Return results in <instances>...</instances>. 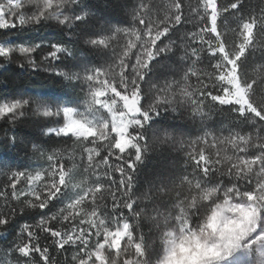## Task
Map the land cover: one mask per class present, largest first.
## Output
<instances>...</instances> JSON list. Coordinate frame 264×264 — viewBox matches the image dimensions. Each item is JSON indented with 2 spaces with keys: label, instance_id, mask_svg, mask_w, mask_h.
I'll use <instances>...</instances> for the list:
<instances>
[{
  "label": "snow or ice",
  "instance_id": "1",
  "mask_svg": "<svg viewBox=\"0 0 264 264\" xmlns=\"http://www.w3.org/2000/svg\"><path fill=\"white\" fill-rule=\"evenodd\" d=\"M120 7L117 25H98L87 0H0V70L15 62L79 90L77 100H0V120L33 119L40 129L19 142L5 129V141L42 162L0 161V230L10 235L18 216H39L14 229L0 264H264V64L247 67L257 50L264 59L254 31L264 38V7L259 15L245 0ZM224 14L235 27L222 32ZM51 21L68 39L17 42ZM156 151L177 159L141 181Z\"/></svg>",
  "mask_w": 264,
  "mask_h": 264
},
{
  "label": "trees",
  "instance_id": "2",
  "mask_svg": "<svg viewBox=\"0 0 264 264\" xmlns=\"http://www.w3.org/2000/svg\"><path fill=\"white\" fill-rule=\"evenodd\" d=\"M123 0H87V3L92 6V12L98 17V25L103 24L105 20L109 21L113 25H117L121 20L125 18L124 12L120 5ZM146 2H152V0H146ZM195 2V0H193ZM223 2V0H221ZM264 7V0H245V8L249 12L254 11L255 14L259 15L260 8ZM219 24L221 31H227L228 29L234 28L235 24L232 22L231 17L224 14L220 20ZM191 26H189L190 28ZM183 31V30H182ZM257 32V42L263 44V39L258 35V29L254 30ZM179 35V34H178ZM174 38H178L174 37ZM228 38L231 41L232 33L228 32ZM68 39L64 36L61 27L56 24L55 21L47 22L43 25L37 26L33 31H26L18 39L20 42H31L39 43L41 41H59ZM167 42V41H165ZM264 59H262L261 51L257 50L254 55H250L248 63V71L255 70L259 64H261ZM193 83L195 80L193 79ZM77 89L75 92L69 88L65 87L64 82L60 78L49 75L47 73H34L31 70H21L13 62L9 64L6 69L0 70V100L3 98L11 99L13 97H18L19 95H24L25 97L33 95L35 93H41L49 97H61V98H71L72 100L78 99ZM214 120L226 123L224 117H214ZM169 123H174V121L169 120ZM217 127L220 125L217 124ZM5 129H10L8 136L11 137L13 134L19 141H31L33 137L38 136L40 129L37 127L36 122L33 119H26L24 122L17 124L15 127L7 125L3 120H0V161L11 162L12 167H18L21 165H30L36 167L38 163L33 160H29L25 155L23 143H19L18 146L14 147L11 143L6 142L4 139ZM41 140H47L46 137H41ZM55 140V138H53ZM39 142V141H33ZM60 143H49L43 145L45 148L60 147ZM28 152L31 155V143L28 145ZM182 156V153H181ZM177 159V154L175 152H169L167 154H161L159 151L151 152L148 154L145 164L142 166L141 171V181L145 176H151L155 171L165 167L170 164L173 160ZM82 171V170H81ZM6 181V176L0 175V191H4L3 184ZM146 190V186L141 188V192ZM9 196L11 195V190L7 189ZM4 205L3 197H0V207ZM60 204H56L52 207V211L57 210ZM39 211V210H38ZM47 212V210H45ZM39 219V216L29 212L27 215L18 216L17 221L14 225L10 226L7 231L11 233L5 236L4 231L0 230V237L5 236V238L0 239V245L8 243L15 235L14 229L18 230L20 224L25 222L34 223ZM150 225L145 222V227L143 231L148 234ZM155 232L151 233V240L154 239ZM45 234L41 233V244L45 243L43 236ZM71 249L67 252V258L71 259ZM53 256L57 253L53 250ZM59 259L61 262L65 259V253L59 254Z\"/></svg>",
  "mask_w": 264,
  "mask_h": 264
},
{
  "label": "rangeland",
  "instance_id": "3",
  "mask_svg": "<svg viewBox=\"0 0 264 264\" xmlns=\"http://www.w3.org/2000/svg\"><path fill=\"white\" fill-rule=\"evenodd\" d=\"M263 44H264V39H263ZM264 61V60H263ZM261 64H264V62H262ZM260 65V64H259ZM249 72H252V70L251 71H249ZM25 187H26V185H25ZM3 238H5V236H2ZM154 241H155V245L156 246H158L159 245V234H157V233H155L154 234V239H153ZM7 244V243H6ZM6 244H3V245H0V249H2ZM153 260H155V257H153Z\"/></svg>",
  "mask_w": 264,
  "mask_h": 264
}]
</instances>
